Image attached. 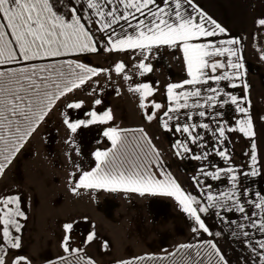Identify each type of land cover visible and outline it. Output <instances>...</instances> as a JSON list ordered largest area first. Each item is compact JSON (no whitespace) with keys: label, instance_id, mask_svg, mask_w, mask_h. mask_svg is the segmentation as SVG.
I'll use <instances>...</instances> for the list:
<instances>
[{"label":"rangeland","instance_id":"1","mask_svg":"<svg viewBox=\"0 0 264 264\" xmlns=\"http://www.w3.org/2000/svg\"><path fill=\"white\" fill-rule=\"evenodd\" d=\"M1 5V82L48 71L64 90L79 68L95 74L0 164V264H120L203 244L264 264V39L185 0Z\"/></svg>","mask_w":264,"mask_h":264},{"label":"trees","instance_id":"2","mask_svg":"<svg viewBox=\"0 0 264 264\" xmlns=\"http://www.w3.org/2000/svg\"><path fill=\"white\" fill-rule=\"evenodd\" d=\"M30 70L31 67L26 68ZM84 71H79V70ZM75 81L64 88H58L62 77L58 73L35 74L19 77L15 83H3L0 80V164L6 167L25 145L39 124L44 120L59 98L75 84L86 80L95 71L79 68ZM49 74V75H48ZM47 82L52 90L39 93L37 89ZM40 94V95H39ZM30 116L26 123L21 118ZM201 252H193L189 246L179 247L173 253L164 256H142L120 264H227L213 245H201Z\"/></svg>","mask_w":264,"mask_h":264},{"label":"crops","instance_id":"3","mask_svg":"<svg viewBox=\"0 0 264 264\" xmlns=\"http://www.w3.org/2000/svg\"><path fill=\"white\" fill-rule=\"evenodd\" d=\"M233 35L258 43L264 39V0H185ZM2 9V5L0 6ZM26 17V16H25ZM26 40V38H24ZM29 41L32 39L29 38ZM27 41V40H26ZM30 43V42H29ZM33 44H35L33 42ZM42 46V45H41ZM26 47L24 54H42L41 47Z\"/></svg>","mask_w":264,"mask_h":264}]
</instances>
